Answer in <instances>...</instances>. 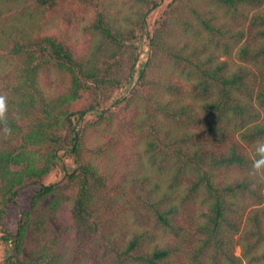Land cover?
I'll return each mask as SVG.
<instances>
[{"label":"trees","instance_id":"16d2710c","mask_svg":"<svg viewBox=\"0 0 264 264\" xmlns=\"http://www.w3.org/2000/svg\"><path fill=\"white\" fill-rule=\"evenodd\" d=\"M164 1L0 0L3 264H264V0Z\"/></svg>","mask_w":264,"mask_h":264},{"label":"rangeland","instance_id":"374dc122","mask_svg":"<svg viewBox=\"0 0 264 264\" xmlns=\"http://www.w3.org/2000/svg\"><path fill=\"white\" fill-rule=\"evenodd\" d=\"M169 0H165L164 3H163V7L168 3ZM159 11L160 10H157L155 12H153L149 18H148V24H149V28H151L155 22V19L159 16ZM76 24H79V22H76ZM74 25L72 26L71 30H70V34L74 37H79L80 40H83L84 36L80 33V30H79V25ZM54 29V28H53ZM58 31V29H57ZM143 55H142V59H143ZM127 92L125 90H122V91H118V93H116L115 95V98H119V97H123V95H125ZM104 165H106V162L104 163ZM61 176V173L60 171L58 170L57 172L53 173L51 175V177L48 179L47 181V184H51V183H54L56 182ZM35 189H31V190H28L26 192H23L20 194L19 198L17 199L18 200V204L17 206H14L12 209H11V214L10 216L8 217L7 219V230L10 232V233H15L16 230H17V224H18V217H19V214L21 212V210L23 209H26L29 207V204H30V201H31V198L32 196L34 195L35 193ZM68 204V203H67ZM70 205V204H69ZM69 205H66L65 208H66V213L68 211V206ZM154 233L157 234V232L155 230H153ZM162 236L160 237V240H161ZM167 240V239H166ZM11 248V246H8V243H5L4 241L0 240V264H3V262L6 260L7 256H8V251L7 249ZM61 249H65V257L66 259L70 260L72 257L70 255V249L67 248L65 246V243L62 245V248ZM237 253L239 254L240 253V249L238 248L237 249Z\"/></svg>","mask_w":264,"mask_h":264},{"label":"clouds","instance_id":"9594fccd","mask_svg":"<svg viewBox=\"0 0 264 264\" xmlns=\"http://www.w3.org/2000/svg\"><path fill=\"white\" fill-rule=\"evenodd\" d=\"M12 135L9 123L8 94L0 93V138L8 139ZM252 174L264 175V138L257 139L253 144Z\"/></svg>","mask_w":264,"mask_h":264}]
</instances>
